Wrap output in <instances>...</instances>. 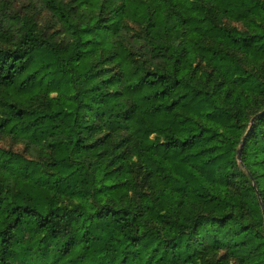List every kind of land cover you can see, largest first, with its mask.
Segmentation results:
<instances>
[{
  "label": "trees",
  "instance_id": "trees-1",
  "mask_svg": "<svg viewBox=\"0 0 264 264\" xmlns=\"http://www.w3.org/2000/svg\"><path fill=\"white\" fill-rule=\"evenodd\" d=\"M40 1L0 6V264H264V0Z\"/></svg>",
  "mask_w": 264,
  "mask_h": 264
},
{
  "label": "rangeland",
  "instance_id": "rangeland-1",
  "mask_svg": "<svg viewBox=\"0 0 264 264\" xmlns=\"http://www.w3.org/2000/svg\"><path fill=\"white\" fill-rule=\"evenodd\" d=\"M6 5L7 12L21 15H31L37 19L39 25H51L52 15L41 3L40 0H0V6ZM0 144L7 148L22 150L23 146L14 144L10 139L0 137Z\"/></svg>",
  "mask_w": 264,
  "mask_h": 264
},
{
  "label": "water",
  "instance_id": "water-1",
  "mask_svg": "<svg viewBox=\"0 0 264 264\" xmlns=\"http://www.w3.org/2000/svg\"><path fill=\"white\" fill-rule=\"evenodd\" d=\"M239 158H241V149L239 150Z\"/></svg>",
  "mask_w": 264,
  "mask_h": 264
}]
</instances>
